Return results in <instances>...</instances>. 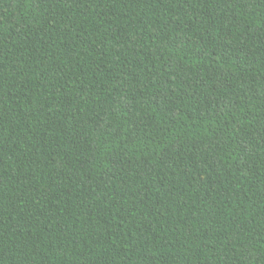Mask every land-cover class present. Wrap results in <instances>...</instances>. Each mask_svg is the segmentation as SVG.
I'll return each mask as SVG.
<instances>
[{
  "label": "trees",
  "instance_id": "obj_1",
  "mask_svg": "<svg viewBox=\"0 0 264 264\" xmlns=\"http://www.w3.org/2000/svg\"><path fill=\"white\" fill-rule=\"evenodd\" d=\"M0 264H264V0H0Z\"/></svg>",
  "mask_w": 264,
  "mask_h": 264
}]
</instances>
